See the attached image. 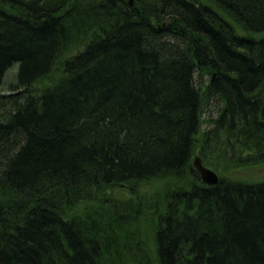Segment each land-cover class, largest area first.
<instances>
[{
  "label": "trees",
  "instance_id": "16d2710c",
  "mask_svg": "<svg viewBox=\"0 0 264 264\" xmlns=\"http://www.w3.org/2000/svg\"><path fill=\"white\" fill-rule=\"evenodd\" d=\"M14 65L0 264H264V180L192 166L264 164V0H0Z\"/></svg>",
  "mask_w": 264,
  "mask_h": 264
},
{
  "label": "rangeland",
  "instance_id": "374dc122",
  "mask_svg": "<svg viewBox=\"0 0 264 264\" xmlns=\"http://www.w3.org/2000/svg\"><path fill=\"white\" fill-rule=\"evenodd\" d=\"M16 68L17 66L14 65L12 68H10L3 79L2 84L0 85V94L8 95V85L14 82L15 80V74H16ZM209 78V77H208ZM207 78V80H208ZM41 87V86H39ZM206 111L209 115H215L216 106L213 102L209 104V106L206 108ZM207 114L206 117L209 115ZM208 126H202V131H206ZM195 156H199L196 152ZM194 156V157H195ZM200 157V156H199ZM201 158V157H200ZM202 160V159H201ZM220 158L212 153L208 159V165H211L207 168L214 171L218 177L222 178H231L235 180H245V181H258V180H264V164H261L260 166L250 167V166H244V167H232L228 166V168H225V166L219 161ZM203 162V161H202ZM204 164V163H203ZM160 183H158L155 187L154 184H151V188H145L146 190H150L149 194H155L157 190L160 188ZM154 187V188H153ZM153 189V190H152Z\"/></svg>",
  "mask_w": 264,
  "mask_h": 264
},
{
  "label": "water",
  "instance_id": "95a60500",
  "mask_svg": "<svg viewBox=\"0 0 264 264\" xmlns=\"http://www.w3.org/2000/svg\"><path fill=\"white\" fill-rule=\"evenodd\" d=\"M213 78V77H212ZM192 166L194 170L199 175L201 182L206 186H214L218 183L219 177L218 175L212 171L211 169L207 168L201 158L199 156H195L192 161Z\"/></svg>",
  "mask_w": 264,
  "mask_h": 264
}]
</instances>
